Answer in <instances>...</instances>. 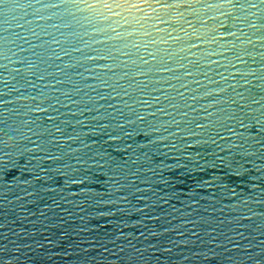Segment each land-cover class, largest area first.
I'll return each mask as SVG.
<instances>
[{"label":"water","instance_id":"95a60500","mask_svg":"<svg viewBox=\"0 0 264 264\" xmlns=\"http://www.w3.org/2000/svg\"><path fill=\"white\" fill-rule=\"evenodd\" d=\"M0 264H264V0H0Z\"/></svg>","mask_w":264,"mask_h":264}]
</instances>
